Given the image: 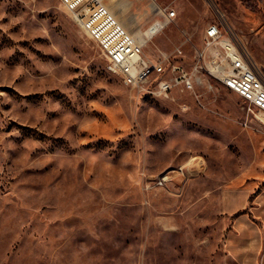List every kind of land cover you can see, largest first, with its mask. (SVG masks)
I'll list each match as a JSON object with an SVG mask.
<instances>
[{
  "label": "rangeland",
  "instance_id": "1",
  "mask_svg": "<svg viewBox=\"0 0 264 264\" xmlns=\"http://www.w3.org/2000/svg\"><path fill=\"white\" fill-rule=\"evenodd\" d=\"M106 4L143 31L155 6L177 12L150 59L180 48L190 69L219 24L264 79V0ZM263 197L264 128L236 94L138 92L60 0H0V264H223Z\"/></svg>",
  "mask_w": 264,
  "mask_h": 264
},
{
  "label": "built area",
  "instance_id": "2",
  "mask_svg": "<svg viewBox=\"0 0 264 264\" xmlns=\"http://www.w3.org/2000/svg\"><path fill=\"white\" fill-rule=\"evenodd\" d=\"M75 25L92 40L106 61L107 70L122 78L126 86L171 99L177 91L196 96L211 93L216 86L233 92L244 109L264 128V79L244 51L231 38H224L219 24L206 30L201 49L196 50L190 69L173 63L183 50L163 53L158 60L145 54L146 46L177 18L176 11L155 6L150 33H132L106 4V0H60ZM185 176L184 168L168 170L158 179L164 185L174 177Z\"/></svg>",
  "mask_w": 264,
  "mask_h": 264
},
{
  "label": "crops",
  "instance_id": "3",
  "mask_svg": "<svg viewBox=\"0 0 264 264\" xmlns=\"http://www.w3.org/2000/svg\"><path fill=\"white\" fill-rule=\"evenodd\" d=\"M225 206L229 212L236 209L230 195ZM223 248V264H264V197L261 210L254 212L252 219H237L225 236Z\"/></svg>",
  "mask_w": 264,
  "mask_h": 264
},
{
  "label": "bare ground",
  "instance_id": "4",
  "mask_svg": "<svg viewBox=\"0 0 264 264\" xmlns=\"http://www.w3.org/2000/svg\"><path fill=\"white\" fill-rule=\"evenodd\" d=\"M212 1V0H211ZM214 4V3H213ZM215 5V4H214ZM118 6H120L121 7V10L123 11V8L125 7V5H123V3H120ZM215 8H217V7H215ZM217 10V9H216ZM214 11V10H213ZM116 15L118 16V18L120 19V20H122L121 19V13L119 14V13H117L116 12ZM222 15V14H221ZM126 20V19H125ZM123 22V21H122ZM124 23H126L125 24V26L127 27V28H133L134 30L132 31L134 34H136V35H143V34H145V33H150V31H149V28L147 29V30H145V31H143V30H141V29H139V27H138V25L136 24V25H134V26H130L131 24H132V22H130L131 24H128L127 22H125L124 21Z\"/></svg>",
  "mask_w": 264,
  "mask_h": 264
}]
</instances>
